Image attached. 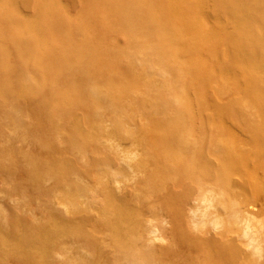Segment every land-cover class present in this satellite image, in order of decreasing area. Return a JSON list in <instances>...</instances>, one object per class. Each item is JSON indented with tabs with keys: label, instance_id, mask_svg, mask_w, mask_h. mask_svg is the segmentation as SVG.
Listing matches in <instances>:
<instances>
[{
	"label": "bare ground",
	"instance_id": "bare-ground-1",
	"mask_svg": "<svg viewBox=\"0 0 264 264\" xmlns=\"http://www.w3.org/2000/svg\"><path fill=\"white\" fill-rule=\"evenodd\" d=\"M21 1L49 16L0 17V174L20 196L0 264H264V0H110L102 37L61 0ZM105 33L126 40L115 61ZM114 89H141L152 118Z\"/></svg>",
	"mask_w": 264,
	"mask_h": 264
},
{
	"label": "rangeland",
	"instance_id": "rangeland-1",
	"mask_svg": "<svg viewBox=\"0 0 264 264\" xmlns=\"http://www.w3.org/2000/svg\"><path fill=\"white\" fill-rule=\"evenodd\" d=\"M4 0H0V3H2ZM7 2H8V7H9V10L8 11H4V12H9V18L11 17V21H9V18L8 19H5L4 17H3V14H1L0 15V17H1V20H2V22H5V23H7L8 22V24H9V22H10V24H11V26H12V24H14L15 23V18L17 17V19H20L19 21L21 22V25H24L25 24V21H26V19L27 18H29V17H31V16H33L34 17V19H38L39 20V22H41L40 20L41 19H43V18H46L45 19V21L47 20V18H48V16H49V14H46L45 12H43L42 10H37V9H31V8H28L27 6H22L23 5V3H22V1L21 0H6ZM11 1V2H10ZM67 3H66V2ZM82 1H84V2H82ZM22 4H20V3ZM61 2H62V4H63V7H64V11H65V14H67V16L68 17H70V18H73V17H80L83 21H84V23H85V29L89 32V34L90 35H96V36H99V37H102V35L104 34L103 33V31H102V29H101V27H102V25H101V21L103 20V16L105 15V14H108V13H111V10L112 9H114V1L111 3V1L110 0H77V1H75L74 0V2H73V4L71 3V1L70 0H61ZM80 2H82V3H80ZM81 4V5H79V4ZM94 3H96L97 4V8H94V7H92V5L94 4ZM19 4H20V6H19ZM75 4H76V7H75ZM16 5V6H15ZM69 5H71V6H69ZM73 5H74V7H73ZM15 6V7H14ZM17 6H19V7H17ZM66 6V7H65ZM79 6V7H78ZM101 6H103V8L101 9L100 7ZM11 7H13L14 8V10H13V8H11ZM16 8V9H15ZM23 8H25V9H23ZM26 8H27V10H26ZM24 12H23V11ZM29 10H30V12H29ZM69 10V11H68ZM74 10V11H73ZM14 11V12H13ZM42 11V12H41ZM71 11V12H70ZM80 11V12H79ZM82 11V12H81ZM86 11H91L90 13H88V12H86ZM21 12V13H20ZM26 12L28 13V16H27V14H26ZM20 13V14H19ZM33 13V14H32ZM78 13V14H77ZM30 14H32L31 16H30ZM71 16H70V15ZM11 15V16H10ZM43 15V16H42ZM89 18V19H88ZM110 18L112 19V17H111V15H110ZM14 19V20H13ZM113 20V19H112ZM124 21L123 22H125V23H127L128 22V18L127 17H125L124 19H123ZM12 22V23H11ZM7 24V25H8ZM20 25V26H21ZM8 27V26H7ZM58 28V27H57ZM60 29V30H59ZM59 30V31H58ZM62 31V32H61ZM55 33L57 34V35H59V38H61V39H66V31L64 30V29H61L60 27L57 29V30H55ZM60 33V34H59ZM64 33V34H63ZM19 34H21V33H19ZM61 35V36H60ZM73 36L74 37H80L81 36V34L79 33V32H73ZM105 36H107L106 38V44H107V42H108V45H107V47L109 48V53H106L107 54V57H109V60H114V58H116V54H118L117 52H118V50L120 49V46L123 44V43H126V40H124V38L122 37V36H120V35H117V34H115V33H105ZM135 45H136V43H132V47H129L128 49H127V58L126 59H123V60H120L121 62H123V64H125V62L128 60L129 61V59L130 58H128V57H132L130 60L131 61H133L132 63H134V64H136L137 65V63H139V62H137L136 60L138 59H140L141 57H142V55H138V56H134V55H131V54H133L134 52H133V49H134V47H135ZM141 56V57H140ZM115 61V60H114ZM137 62V63H136ZM118 64H121V63H118ZM126 69V68H125ZM120 72H122V69L120 70ZM127 72V70L125 71V73ZM171 72V71H170ZM124 73V74H125ZM106 74H107V71H106ZM109 74H112L111 72H109ZM108 74V77L110 78L111 77V80L113 81L112 82V86L113 87H119L121 84H122V82L121 81H119V82H117V81H114V80H116V77H114V76H111V75H109ZM127 75V74H126ZM170 75L174 78L175 77V75H174V72H172V73H170ZM127 77H129V75H127ZM130 77H131V75H130ZM131 78H133V77H131ZM131 78H126V80L123 82V84L125 83V85L128 83V82H130L131 81ZM175 79V78H174ZM176 80V79H175ZM177 81V80H176ZM117 82V83H116ZM116 85V86H115ZM133 87H134V85H133ZM140 87V86H139ZM116 89H114L113 91H112V93H116V96H115V98L117 97L118 98V104H117V106H118V108H120V109H123V111L127 108V107H130V105H133V107H134V109L136 108V105H138L137 106V108L136 109H138L139 107H142V108H144V110H145V114L147 115V117H148V120H150L151 118H152V116H153V113L151 114V112L152 111H150L151 110V108H149V106H146V105H142L141 104V102H140V100H142V97L140 98V96H143V95H141L140 94V90L141 89H138L137 91H139V92H137V94H134V92H130L129 90L130 89H127L126 91H124V94H122L123 93V91H121V92H118V91H115ZM164 90H162L160 87L159 88H156L155 90H153V94L151 93V97H153V99H154V97H157V95H160L161 93H163V97H165L166 96V93L165 92H163ZM118 92V93H117ZM154 93H155V95H154ZM120 96H122V97H120ZM225 96H227V95H225ZM119 97H120V99H119ZM114 98V97H113ZM116 98V99H117ZM225 98H227V97H225ZM143 100H144V98H143ZM142 100V101H143ZM128 101H129V103H128ZM145 102V101H144ZM143 106H145V107H143ZM130 108H127V110H129ZM163 112L162 111H160V112H158L157 113V116L158 117H160V118H163L164 116V113L162 114ZM161 115V116H160ZM129 117H130V115H129ZM133 117V116H132ZM132 120L130 119V120H126V123H125V127H127L130 131H132L133 129H134V126L136 125V124H138L136 121H135V119H134V121H132ZM107 123H109V122H107ZM107 123H105V121H103V126L105 127L106 125L108 126L109 124H107ZM104 132H105V129H103V133L101 134V135H103L104 136ZM45 135V137H43L45 140H48V139H50L51 137H50V135L48 134V131L47 130H45L44 129V133H43V136ZM135 136H137V138H141L140 136H142V131H140V135H135ZM102 138V137H101ZM103 140L105 139L104 137L102 138ZM121 140V139H120ZM132 141H133V139L132 138H128V139H124V140H122V142H121V144L123 145V147H125L126 149H132L133 147H132ZM125 145V146H124ZM135 145H137L136 143H135ZM15 148L18 150V151H20V150H26V147H23L22 145H20L19 143H16V145H15ZM101 150H102V148L101 147H99ZM129 150V151H130ZM39 151H37L36 150V153H38ZM91 155V153L89 152V153H87V156H90ZM89 158H91V156L89 157ZM80 167L82 168V167H85L86 165L84 164V163H82V162H80ZM118 167V165H116V168ZM125 171V170H124ZM127 171L128 170H126V174H127ZM84 176V175H83ZM82 176V177H83ZM74 177V176H73ZM86 178V177H85ZM84 184H88V185H94L93 184V182H91V180H88V179H85L84 181ZM5 183H4V180H3V176H2V174H0V207L2 208V209H7V210H9V211H13V209H14V207H16V206H18L19 205V202H18V200H19V198H20V196H18V193H14V192H10L7 188H6V186L4 185ZM42 185H43V187H45L46 189H47V191L50 193V197H54L55 196V190H54V186H53V183H52V181H50V180H46V181H44V182H42ZM8 191H7V190ZM4 191H6V193L4 192ZM14 193V194H13ZM54 194V195H53ZM60 201L57 199H53V202L51 203L52 205H53V207H55L58 211H62V209H63V207L62 206H60ZM37 203H36V201H33L32 202V204H30V206H28V207H25L24 209H21V210H19L20 212H21V214H22V210H24L23 212V214H22V216H23V219L25 220V222L26 221H28L27 223H30V221H31V215H32V213H38V210H37ZM21 208L23 207V205L22 206H20ZM15 210V209H14ZM264 217V216H263ZM27 218H28V220H27Z\"/></svg>",
	"mask_w": 264,
	"mask_h": 264
}]
</instances>
